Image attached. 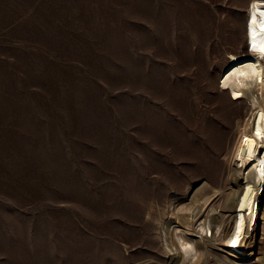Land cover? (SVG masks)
Wrapping results in <instances>:
<instances>
[{"label":"rangeland","instance_id":"obj_1","mask_svg":"<svg viewBox=\"0 0 264 264\" xmlns=\"http://www.w3.org/2000/svg\"><path fill=\"white\" fill-rule=\"evenodd\" d=\"M241 2L0 0V264H165L149 210L224 183Z\"/></svg>","mask_w":264,"mask_h":264},{"label":"bare ground","instance_id":"obj_2","mask_svg":"<svg viewBox=\"0 0 264 264\" xmlns=\"http://www.w3.org/2000/svg\"><path fill=\"white\" fill-rule=\"evenodd\" d=\"M237 7L231 26L238 22L240 45L227 51L216 87L230 104H246L228 112L232 136L223 153L224 183L205 179L186 199H168L165 213L147 211L170 251L165 264H208L209 256L219 264L253 257L264 264V5L243 0ZM250 44L258 56L249 55Z\"/></svg>","mask_w":264,"mask_h":264}]
</instances>
